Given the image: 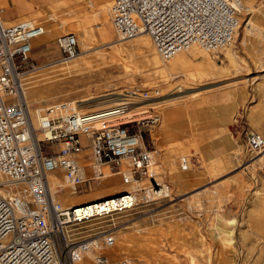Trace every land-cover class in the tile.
Returning <instances> with one entry per match:
<instances>
[{
  "label": "rangeland",
  "instance_id": "obj_1",
  "mask_svg": "<svg viewBox=\"0 0 264 264\" xmlns=\"http://www.w3.org/2000/svg\"><path fill=\"white\" fill-rule=\"evenodd\" d=\"M78 1L60 3L64 16L52 14L48 21L57 23L42 25L53 38L31 56L38 67L24 81L33 116L52 104L119 92L158 90L161 96L180 86L208 88L182 101L148 107L161 120L150 133L140 128L143 142L157 150L153 172L169 187L170 196L149 198L151 179H142L144 189L133 210L96 224H110L115 232L116 243L107 254L128 258L131 264H264L262 160L245 151L241 138L248 128L264 136V0H244L250 12L235 48L211 58L195 47L168 63L160 60L145 34L118 38L108 11L113 0L94 8L87 2L81 8ZM67 33L78 40V56L60 63L55 40ZM175 62L181 67L171 70ZM71 111L67 107L66 113ZM183 159L187 171L181 170ZM107 177L122 185L120 177ZM102 187L101 181H91L75 194L64 187L60 200L70 204L90 198ZM83 262L94 264L91 257Z\"/></svg>",
  "mask_w": 264,
  "mask_h": 264
},
{
  "label": "built area",
  "instance_id": "obj_2",
  "mask_svg": "<svg viewBox=\"0 0 264 264\" xmlns=\"http://www.w3.org/2000/svg\"><path fill=\"white\" fill-rule=\"evenodd\" d=\"M108 11L120 40L147 34L160 60L168 63L195 47L211 58L235 48L250 9L244 0H113ZM44 34L32 20L7 25L0 17V190L11 192L0 195V264H79L89 253L94 264H131L107 254L115 232L110 224H96L133 210L137 192L62 208L49 192L48 177L62 174L74 193L96 181L84 178V169H107L126 187L153 179L157 150L146 148L140 128L150 133L161 116L155 109L132 110L140 108L137 99L151 101L160 92H122L114 105L83 112L66 113L65 103L52 104L34 127L23 79L38 67L30 63L32 43ZM56 44L60 63L77 58L74 34H61ZM241 133L247 153H262L264 178V136L250 128ZM180 166L187 171V159ZM149 187L156 198L170 196L167 185Z\"/></svg>",
  "mask_w": 264,
  "mask_h": 264
},
{
  "label": "bare ground",
  "instance_id": "obj_3",
  "mask_svg": "<svg viewBox=\"0 0 264 264\" xmlns=\"http://www.w3.org/2000/svg\"><path fill=\"white\" fill-rule=\"evenodd\" d=\"M44 32H45V29H44ZM105 33L106 32L103 31V34H105ZM145 35L148 36L147 34H145ZM166 69L168 70V68H166ZM26 76L27 75H25V78H26ZM25 78L23 79V82L26 80ZM121 93L122 92L108 94V95H104V96H100V97H96V98L81 99L79 101L77 100L76 102L73 101V102L65 103L66 106H65L64 112L67 111V107H71L72 111L83 112L85 110H93V109L96 110V109H99V108L112 106L115 103H117V101L119 99V95H121ZM127 93L133 94V95H137V96H139V94H140V93H137V92L135 93V92H129V91ZM198 93H199V89H196V88L190 89V88H187V87H184V86H180V87H178L176 92L168 94V95H161L159 98H155V99H153L151 101H143V100H138L137 99V101L139 102L138 105L140 106V108L133 109L132 112L139 113L141 111H145L146 108L147 109H152V108H148V107L163 106L165 104H169V103H172V102H175V101H182V100H184V99H186V98H188L190 96H195ZM73 94L74 93H71V95H73ZM71 95H68V96H71ZM25 101H26V104H27V108H28L27 112L29 114L31 123H32V125L34 127H37L38 122H39V120L41 118L40 112L43 111V109H37L35 111V113H34L35 115L33 116L32 113H31V110H30V105H29L27 97H26V93H25ZM260 155H262V153ZM259 160H261V158ZM127 167H128L127 163L122 165V169H123L125 174L127 172ZM90 172H91V174H90L91 176L88 178L89 171L88 170L86 171L84 169L83 172H82L83 177L86 178V179L93 178L96 181H101V186H103L92 197L86 198V199H82V200H79V201L72 200V201H70V204L64 203L65 205H68V206L67 207H63L62 204H63L64 200H62V199L60 200V197H61L60 194H59L60 191H62L64 187H65L64 189H66V190L69 187L70 190H71V191L68 190L69 193H71V194H75V193H74L73 189L71 188V184L64 178V176L60 179V176L56 175V174H51L48 177V187H49L50 194L52 195V197L56 201H58L61 204L62 208H68V207H73V206H77V205H81V204H85V203H89V202H95V201L103 199L106 196H111L112 197V195L115 196V195H118V194H120V193H122L124 191H127V190H131L132 189L133 191L139 193V192H141L144 189V188H141V182L140 181L134 182L131 185H127V187H126V185H124L122 183V185H119L120 187H117V183L116 184H112L113 181L106 180V179H108L107 176H112L113 177L112 174L107 172V169L103 170V168L100 169V168L96 167L93 170L90 169ZM154 176L155 177L150 180V187L151 186H155V184L161 185L160 184L161 182L159 183V181L157 180L158 177H156L158 175H154ZM60 184H61V187H63V186L64 187L60 188ZM3 190H5V189H3ZM0 191H2V190H0ZM10 193L11 192L9 191L8 194H10ZM8 194L5 195L3 192H0V195H2V196H7ZM162 194L165 195L167 193L165 191V193L162 192ZM146 195L149 196V198H150V196L151 197L152 196L155 197V193L153 192V190L152 191L150 190L149 192L147 191ZM80 230L81 229H78V231H80ZM86 257L87 258L91 257L93 259L92 254H90V253ZM80 264H87V263L82 261V263H80Z\"/></svg>",
  "mask_w": 264,
  "mask_h": 264
},
{
  "label": "crops",
  "instance_id": "obj_4",
  "mask_svg": "<svg viewBox=\"0 0 264 264\" xmlns=\"http://www.w3.org/2000/svg\"><path fill=\"white\" fill-rule=\"evenodd\" d=\"M68 1L70 0H0V17L4 22V24L7 25L14 24L24 19H31L37 25L52 26L53 24L57 23L58 20L56 22H51L48 21L47 18L52 14L55 15L57 19L60 17L62 18L66 11L65 12L62 11L65 6L60 5V3L66 5L65 3H67ZM108 1L111 0H81L76 3H81L79 6L81 8H84L85 7L84 3L87 2L89 3L88 4L89 7L94 8V5H99L101 3ZM44 29H45V35L37 40H34L32 43L30 63L33 65L34 63L31 60V56L35 54L38 49L42 48L39 46L44 45L45 48L48 47L49 42L53 38L52 31H49L46 28ZM55 45L62 58V54L57 44ZM179 67H181V62H175L173 65H171V70L178 69ZM206 89L208 88L203 87L202 90L199 89V93Z\"/></svg>",
  "mask_w": 264,
  "mask_h": 264
}]
</instances>
